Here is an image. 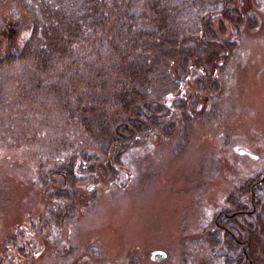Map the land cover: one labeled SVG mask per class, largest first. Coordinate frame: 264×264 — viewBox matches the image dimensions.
Wrapping results in <instances>:
<instances>
[{"label": "trees", "instance_id": "1", "mask_svg": "<svg viewBox=\"0 0 264 264\" xmlns=\"http://www.w3.org/2000/svg\"><path fill=\"white\" fill-rule=\"evenodd\" d=\"M10 8L30 30L18 49L0 56V143L33 156L53 202L39 216L41 229L71 225L78 205L89 203L76 185L101 176L114 185L124 152L148 133L172 136L174 110L186 118L198 102L195 92L184 99V83L216 91L215 76L229 66L242 27L257 26L235 0H12ZM262 173L226 196L204 238L210 264L261 263ZM249 204L258 208L254 219L245 215Z\"/></svg>", "mask_w": 264, "mask_h": 264}, {"label": "rangeland", "instance_id": "2", "mask_svg": "<svg viewBox=\"0 0 264 264\" xmlns=\"http://www.w3.org/2000/svg\"><path fill=\"white\" fill-rule=\"evenodd\" d=\"M235 6L254 15L257 26L242 27L229 66L215 76L218 89L199 92L186 81L182 96L195 92L197 105L186 118L174 110L172 136L153 131L128 148L114 185L105 176L79 182L76 190L89 203L78 205L71 225L39 227L53 202L39 185L33 156L0 143V264H210L204 238L226 196L264 170V0ZM10 7L12 0H0V56L18 49L30 30ZM257 209L249 204L245 215L254 219ZM225 247L235 245L229 240Z\"/></svg>", "mask_w": 264, "mask_h": 264}]
</instances>
